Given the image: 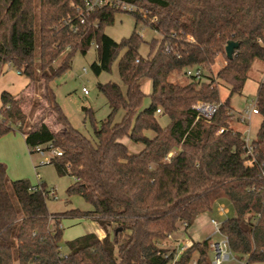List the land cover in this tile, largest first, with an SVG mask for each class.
I'll return each mask as SVG.
<instances>
[{"label": "trees", "instance_id": "trees-1", "mask_svg": "<svg viewBox=\"0 0 264 264\" xmlns=\"http://www.w3.org/2000/svg\"><path fill=\"white\" fill-rule=\"evenodd\" d=\"M122 1L136 7L129 11L134 28L116 42L104 27L118 10L81 15L83 0H0V70L8 63L30 83L40 79L43 98L61 125L53 130L43 121L27 124L24 97L2 91L0 138L21 132L30 154L52 143L61 155L48 163L73 179L66 192L91 205L50 212L44 185L10 180L0 161V264H210L208 239L193 241L178 256L164 243L222 200L234 212L219 224L231 252L244 264H264V83L256 91L260 123L250 141L252 165L246 163L243 134L228 122L230 96L241 93L252 64L264 57V0ZM137 25L158 36L145 41ZM228 41L238 43L230 59L224 54ZM92 45V73L109 71L119 55L123 88L112 81L96 84L109 113L92 120L88 137L70 124L50 83L70 68L74 53L85 54ZM219 55L225 63L213 72ZM194 66L210 72L209 80H202L204 73L185 76L184 83L176 79ZM145 80L151 90L142 108ZM219 85L229 91L224 99ZM198 100L219 104L209 120L196 118L192 105ZM158 115L168 118L165 126ZM124 138L141 149L130 151ZM65 217L93 220L104 235L76 236L62 253L59 225Z\"/></svg>", "mask_w": 264, "mask_h": 264}, {"label": "rangeland", "instance_id": "rangeland-1", "mask_svg": "<svg viewBox=\"0 0 264 264\" xmlns=\"http://www.w3.org/2000/svg\"><path fill=\"white\" fill-rule=\"evenodd\" d=\"M133 28L134 18L132 14L126 11H117L114 15V21L104 27V32L116 42H120L123 38H127L131 34ZM136 31L142 34L140 37L145 41H149L152 37L158 36L156 32L145 26L137 25ZM146 52L147 45L144 43L140 48V54L145 55ZM95 56L96 50L94 45H92L85 54L79 52L74 53L71 58L70 68L61 75L55 77L50 83L55 100L70 124L88 137L93 136L92 120L98 122L105 118L109 113L107 102L103 95L98 92L96 84L98 82L104 83L112 81L122 86L117 69L119 55L113 60L110 70L103 71L99 75H94L90 69V64L95 60ZM60 59L61 58L56 61L55 65L59 64ZM224 63V58L219 55L212 67L213 72ZM262 70V61L255 60L248 72L241 93H234L230 96L232 115L229 117L228 122L232 128L241 132L243 135L248 128V136L250 140L255 137L260 123V116L258 114L252 115L247 125V123L241 121L240 114L246 108L250 107L252 101L256 98V91L260 83ZM204 74L205 76L202 80H209L208 76L212 75L208 71H205ZM176 79L180 80L182 83L187 81V78L182 74H179ZM41 83L40 79H35L32 81L29 90L23 95V107L27 114V124L35 125L38 122L43 121L51 129L57 130L61 125L57 123L55 114L43 98ZM82 88H85L87 92L84 93ZM142 90L145 94L142 103L143 108L149 103L148 94L151 90L150 81L145 80L143 82ZM219 94L220 97L224 99L229 95V91L226 87L219 85ZM83 107L88 108L89 112H84ZM121 115L122 112H118L115 116V120L118 121L121 118ZM158 120L162 126H165L168 123V118L163 115H158ZM15 135L21 134L16 133ZM19 137L22 139L21 136ZM122 141L127 144L129 150L132 152H137L142 147L141 144L132 143L127 138H124ZM20 143L25 145L23 140L19 142V145L21 146ZM46 156L47 154L44 157L35 152L30 159L28 158L26 160L22 155H14V166L12 167L11 160V170H15L17 173H26L24 176L19 175L20 177H15L14 179L25 178L29 180L31 185H36L39 182L44 185L47 191L53 190L57 198L55 199L49 196L46 198L47 208L50 212H60L72 208H78L81 210L91 209V205L81 196L78 194H68L66 192L68 185L73 181L72 177L68 175H58L54 165L46 162ZM221 203L228 208L226 213L219 214V211L217 210L218 205L216 204L211 211L199 215L194 223L186 230L183 225L179 226V231L174 233L172 237H180V242L188 238L196 242L206 239L208 234H211L209 241H218L220 235L214 233V226L211 224L210 219L213 218L217 222H220L225 217L234 215L233 210L226 201L222 200ZM78 220L80 219L65 217L60 221L59 227H61L62 233L59 243L62 253L67 252L66 241L88 232H92L96 235H99L100 233V228L96 222L84 220L81 223H78ZM176 242L175 239H168L164 243V247H167L169 250H176Z\"/></svg>", "mask_w": 264, "mask_h": 264}, {"label": "built area", "instance_id": "built-area-1", "mask_svg": "<svg viewBox=\"0 0 264 264\" xmlns=\"http://www.w3.org/2000/svg\"><path fill=\"white\" fill-rule=\"evenodd\" d=\"M111 8L115 9L121 12H129L135 10V6L131 3L124 2L122 0H83V3L81 6L77 7V10L80 12V14H89L91 12H94L96 10H100L102 8ZM83 22V19L80 20ZM140 36H142L141 33H139ZM96 47V45H94ZM138 59H136V62ZM263 64V70L261 73V79L260 83H264V57L262 59ZM85 70V69H84ZM18 74L20 72L16 70ZM204 71L200 67H187L184 71V76L186 77H195V78H201ZM82 91L86 93V89L82 88ZM219 104L218 103H211L207 101H196L192 108L196 112V118L202 117L206 120H209L217 111ZM157 113L160 112L159 109L156 110ZM254 114H258V110L256 107V98L252 101L250 107L246 108L240 115H241V121L244 123H249L251 116ZM223 128L219 129V132H222ZM244 143H245V155L247 157L246 163L248 165H252L254 161V157L252 154V150L250 147V138L248 136V128L246 133L243 135ZM34 153L37 152L45 157L46 156V162L48 163L51 157L54 156H60L61 151L55 148L52 143H47L41 146H36L33 149ZM171 155L169 153L165 159H168V157ZM47 196L51 198H57L55 192L52 190L47 192ZM227 211H221L222 214L226 213ZM211 224L214 226V233H217L220 235V239L218 241H211L209 243V252H210V264H224L230 261L238 260L236 255L231 252L229 246L227 237L220 233L219 231V224L220 222H217L215 219H210ZM167 239H172L171 236H168ZM192 242L190 239L183 240L182 242H178L177 249H176V256H178L182 251L189 248L192 245ZM241 264H244V261L241 262Z\"/></svg>", "mask_w": 264, "mask_h": 264}, {"label": "crops", "instance_id": "crops-1", "mask_svg": "<svg viewBox=\"0 0 264 264\" xmlns=\"http://www.w3.org/2000/svg\"><path fill=\"white\" fill-rule=\"evenodd\" d=\"M30 85H31L30 80L27 77H25L24 75L18 74L16 72V69L14 67H12L10 64H8V63L4 64L1 67V70H0V94L2 91H7V92L11 93L12 95L23 96L29 90ZM23 104L24 103L21 102L20 105H21L23 112L26 113L24 110ZM16 133H19L21 135H15ZM19 136H21L22 139H20ZM22 140L25 144L24 135L19 131L10 132V133H8V134H6L0 138V161L3 162L4 165L6 166V175L10 180H13L15 177H20L19 175L24 176L26 174V173L25 174L17 173V171L11 170V160H12V167L14 166L13 165V156L14 155H16V156L22 155L26 160L28 158L30 159V157H32V154L29 153V150H28V147L26 146V144L22 145L20 143L21 146L19 145V142H21ZM217 210L219 211L218 212L219 214H222L221 211H227L228 208L224 204L220 203L217 206ZM84 220L91 221V222L93 221L90 219H80V220H78V223H81ZM93 222H95V221H93ZM99 228H100V226H99ZM103 235H104V231L100 228V233H99V235L97 234V236L102 237ZM210 238H211V234H208L206 239L209 240ZM174 239L177 241L176 242L177 245H178V242L181 241L180 237L179 238L178 237H172V240H174ZM210 242L211 241H209V243ZM242 261H244V260H241L238 258V260L230 261V262H227L226 264H232V263L241 264Z\"/></svg>", "mask_w": 264, "mask_h": 264}, {"label": "water", "instance_id": "water-1", "mask_svg": "<svg viewBox=\"0 0 264 264\" xmlns=\"http://www.w3.org/2000/svg\"><path fill=\"white\" fill-rule=\"evenodd\" d=\"M237 46H238V43L234 41H228L226 43V45L224 46V54L228 59L232 57L234 49L237 48Z\"/></svg>", "mask_w": 264, "mask_h": 264}]
</instances>
